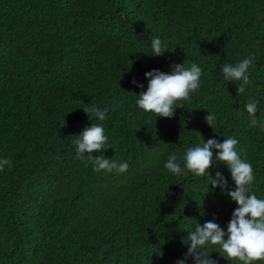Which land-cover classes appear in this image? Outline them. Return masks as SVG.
Here are the masks:
<instances>
[{"label":"trees","instance_id":"obj_1","mask_svg":"<svg viewBox=\"0 0 264 264\" xmlns=\"http://www.w3.org/2000/svg\"><path fill=\"white\" fill-rule=\"evenodd\" d=\"M152 37L170 48L163 56L150 55ZM250 56L238 95L222 65ZM181 63L203 70L190 101L172 118L139 108L145 73ZM93 105L105 120L85 112ZM261 122L264 0H0V159L13 162L0 171V264H176L188 231L207 221L227 231L238 204L211 184L219 171L235 188L226 164L213 178L176 176L168 156L183 167L189 147L233 137L254 170L250 194L264 199ZM92 123L108 136L93 156L127 162L126 173L77 156L72 141ZM218 250L208 249L217 264H241Z\"/></svg>","mask_w":264,"mask_h":264},{"label":"clouds","instance_id":"obj_2","mask_svg":"<svg viewBox=\"0 0 264 264\" xmlns=\"http://www.w3.org/2000/svg\"><path fill=\"white\" fill-rule=\"evenodd\" d=\"M151 49L153 56H163L170 49L159 37H152ZM255 60L254 56L243 59L237 64L222 65V73L226 81L238 84V95L246 91V86L251 83L249 69ZM202 68L196 63L185 67L184 63L173 64L172 71L165 73L153 69L145 73L148 80L146 91L139 93L136 103L145 112L154 113L157 117L172 118L178 107H184L183 102L190 101L191 94L197 92L201 87ZM140 88L143 84L133 81ZM247 112L253 117L251 126L258 124L256 117L257 102H249L245 105ZM85 112L95 116L100 121L107 117L108 109H100L93 105L84 108ZM207 123L214 128L216 117L210 113L206 116ZM66 121L61 123V127ZM264 129V122L259 124ZM76 146L77 156L81 159L85 154L93 159V170L100 172L105 170L112 173L114 170L123 174L129 169L127 162L117 163L104 156H93L94 151L105 149L108 143V136L101 124L92 123L91 126L79 134L78 138L72 141ZM238 140L233 137L224 139L221 143L215 138L206 142L189 147L183 156L184 165L181 166L176 153L168 156L164 167L176 176L187 175L189 172L195 177L211 176L209 169L217 162L226 164L230 170L231 177L235 182V188L229 189L228 180L219 171L211 184L220 187L231 200L238 204L233 211L232 218L228 223L227 231L220 224L207 221L203 225L197 224L195 230L188 231L187 239L189 248L185 259L178 260L176 264H186L188 257L194 259L195 264H217V261L210 258L208 249L218 247L220 252L228 260L239 261L241 264H255L257 261H264V199L258 198L251 193V187L255 180L252 165L241 157L237 149ZM213 149L218 151L214 154ZM5 166L13 167V162L8 158L0 159V171ZM227 237V238H225Z\"/></svg>","mask_w":264,"mask_h":264}]
</instances>
